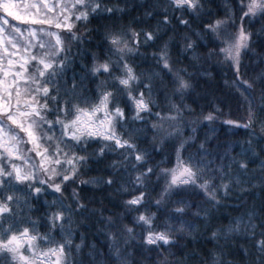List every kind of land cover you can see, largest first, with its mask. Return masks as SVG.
<instances>
[{
	"label": "snow or ice",
	"instance_id": "6c2138e0",
	"mask_svg": "<svg viewBox=\"0 0 264 264\" xmlns=\"http://www.w3.org/2000/svg\"><path fill=\"white\" fill-rule=\"evenodd\" d=\"M215 3L157 0L143 17L124 24L127 0H0V264H77L71 247L72 217L87 221L84 214L96 210L82 202L74 186L79 182L110 189L117 182L118 165L128 172L130 163L137 174L134 179L129 175L117 191L128 194L121 197V208L123 216H132V226L123 217L105 218L99 212L98 222L114 258L110 264H129L128 248H121L120 241L128 245L136 238L137 228L142 243L154 246L149 251L164 248L168 252L179 239L207 236L213 246L192 253L199 257L197 264H230L226 258L230 245L246 236L253 241L257 257L250 264H264V218L257 220L249 210L226 223L213 222L226 198L238 194L237 199H242L255 186L242 178L249 172L247 153L264 157V150H255L257 125L264 134V71L246 78L244 64L250 53L256 54L257 40H264V0H223L222 14L213 12ZM93 20L104 23L95 29L98 42L91 63H83L69 82L71 48L85 43L80 29L91 35L88 24ZM200 42L208 48L205 57L196 52ZM148 48L153 49L150 60ZM184 59L191 64H184ZM202 59L214 60L232 72L229 86L239 93L246 116L242 122L226 118L223 123L248 131L246 148L242 145L240 159L232 157L227 165L222 160L213 166L212 160L191 156L185 160L182 152L187 141L180 140L176 165L157 174L148 162V149L137 143L139 132L151 123L153 151L163 150L167 141L180 135L184 112L192 109L172 101L177 97L183 101L191 92L189 69ZM137 60L147 65L146 71H138ZM161 96L165 107L156 111L160 105L154 98ZM218 118L208 112L199 119L213 123ZM200 149L206 156L204 143ZM110 152L124 159L106 166L111 169L107 178L103 173L82 178L92 164L108 159ZM259 168L264 177V159ZM154 175L155 184L151 182ZM161 179L164 183L157 191ZM69 186H73L74 203L66 204L63 194ZM260 186L264 188V179ZM189 190H200L207 204L206 208L197 205L192 214L195 222L186 219L191 206L181 195ZM51 193L59 195L49 203L46 197ZM42 198L49 225L43 234L37 231L36 221H25L22 215L24 205ZM57 228L65 238L55 243L50 232ZM81 247L75 245L76 252ZM243 253L253 255L247 247ZM190 260L172 261L166 256L160 264H190Z\"/></svg>",
	"mask_w": 264,
	"mask_h": 264
},
{
	"label": "trees",
	"instance_id": "16d2710c",
	"mask_svg": "<svg viewBox=\"0 0 264 264\" xmlns=\"http://www.w3.org/2000/svg\"><path fill=\"white\" fill-rule=\"evenodd\" d=\"M157 0H127L128 10L124 14V18L121 23L128 24L138 17H143L146 9H151ZM223 0H216L215 5L212 6L214 13L219 10V13L223 12ZM123 6V4L121 5ZM82 23V22H81ZM103 21L93 20L92 23L88 24V29L93 30L91 35L87 34L86 29L81 28L82 34H85V43L83 45L77 46L73 44L71 48V53L68 57V68H67V79L71 82V78L74 73H80V67L83 63H91L92 52L96 50V44L98 38L95 33ZM155 24V19L151 21ZM199 21H194V25L198 24ZM257 27H259L257 25ZM168 35H171L169 32ZM167 39V36L164 37ZM193 39L195 33L193 32ZM91 41L89 44L88 41ZM141 51H144L143 46ZM153 49H147V55L149 60L151 58V53ZM196 52L201 57H205L208 48L204 47L203 43L200 42L196 49ZM136 63L141 65L138 71H146L147 65L142 63V61L137 60ZM184 64H191L189 59H184ZM244 64L246 65L245 76L253 77L264 71V40H257L256 44V54H249L248 57L244 59ZM190 72L192 73L193 89L191 92L185 96L183 101H180L177 97L172 102L183 103L192 109L191 112L185 110L184 119L180 125V135L176 136L166 142L163 146V150H152L153 135L154 130L151 127V123H147L141 127L139 132L140 139L137 141L141 148H147L149 156V164L152 165L157 174L160 173L161 168H172L176 165V147L180 140H185L187 143L184 146L182 156L185 160L188 157H194L196 160H212L214 162L213 166L219 165L223 160L224 164L227 165L232 157L240 159L241 156L238 155L242 153V145L246 148V141L248 139V131L239 128L234 129L229 125L223 123L226 118H231L237 121H243L246 116V110L241 104V98L239 93L231 88L229 84L233 79L232 72L223 65L217 64L214 60H204L196 67H190ZM226 81L228 83H226ZM70 86V84H69ZM155 104H159V108H155L156 111H160L161 108L165 107L164 98L161 96L158 100L154 98ZM219 108L220 112L216 113V109ZM208 112H213L219 116L213 123L207 121H202L199 119L202 114H207ZM155 119V118H153ZM195 129V131H193ZM255 139L257 144L255 150L259 153L264 150V134L261 133L259 125H257ZM159 137L156 139L157 147L160 145L158 143ZM100 143H104L100 141ZM204 143L207 149V155L201 154L200 145ZM122 150H117L119 153ZM117 153H108V159L103 163L97 165L92 164L88 176L82 177L83 179H88L89 177H96L100 174H105L107 178V173L111 172L106 166L113 161L119 162L124 159L123 156ZM250 164L248 175L242 177L245 180H250L253 185H255L250 191L243 195L242 199H237V195H232L225 199V201L220 206L219 210L215 212L214 221L223 220L225 223L232 219L233 217H238L243 215L249 210L255 212L257 220L264 218V188L260 186V181L264 179L261 176V170L259 168L260 157L257 159L251 153H247ZM131 162L135 163L134 156L131 158ZM119 173L116 175V184H114L110 189L107 187H92V186H81L79 182L74 186L76 191L82 197V202L87 203L89 209H95V214L89 215L88 220H82L81 216H73L71 221L72 229V249L74 258L77 264H110L114 259L109 252V242L106 240L103 230L99 221V212L102 210L104 217L107 218L110 214L115 216L117 219L123 217V222L131 227L132 216H123V209L121 208V197L128 198V194L123 192H118L117 189L120 187L121 182H127L129 175L134 179L137 174L131 168V163L128 165V172H125L124 167L118 165ZM233 168H237L233 165ZM235 175V173H233ZM157 177L152 176V183L155 184ZM226 182V181H225ZM164 183L163 179L160 180L159 184L156 186L157 191L159 187ZM217 183H219L217 181ZM73 194V186L67 187L64 191L65 203H74L71 199ZM59 195L57 193H51L46 197L49 203L52 202L53 196ZM185 202L189 204L190 211L186 219L195 222L196 218L192 215L197 211V205L201 208H206L207 204L204 202L203 194L200 190H189L181 193ZM43 199L39 203H31L23 206V218L25 221L31 220L36 221L37 231L43 234L49 231L48 222L45 220V213L47 211ZM203 215V213H201ZM163 220V216H161ZM160 221H158L159 223ZM68 229V224H65V230ZM260 230L257 229L256 239L260 238ZM136 238L131 240L128 245L120 241V247L124 248L127 246L129 253V264H160V259L163 257H168L172 261H178L185 257H191L190 264H197L199 257L192 256L194 251L206 252L213 246V242L208 239L207 236L197 235L196 239L191 238L179 239L174 247L169 249L168 252L164 251V248L154 249L149 251L150 247L142 243L140 239V230L136 229ZM55 243L60 242L65 238L64 233L60 231L59 228L50 232ZM82 245L81 250L76 252L75 245ZM167 247V246H164ZM247 247L250 251H253L252 256H245L243 253V248ZM170 253L174 255H170ZM227 260L230 264H250L252 260H256L257 257L254 253L253 241L246 236H240L237 241L230 245V254H226ZM71 260L72 257H69Z\"/></svg>",
	"mask_w": 264,
	"mask_h": 264
},
{
	"label": "rangeland",
	"instance_id": "374dc122",
	"mask_svg": "<svg viewBox=\"0 0 264 264\" xmlns=\"http://www.w3.org/2000/svg\"><path fill=\"white\" fill-rule=\"evenodd\" d=\"M53 2H55V0H53Z\"/></svg>",
	"mask_w": 264,
	"mask_h": 264
}]
</instances>
